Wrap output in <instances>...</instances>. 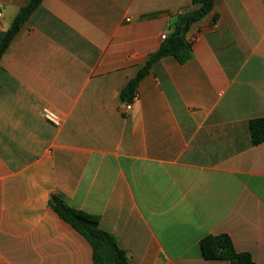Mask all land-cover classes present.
<instances>
[{
    "label": "crops",
    "instance_id": "obj_1",
    "mask_svg": "<svg viewBox=\"0 0 264 264\" xmlns=\"http://www.w3.org/2000/svg\"><path fill=\"white\" fill-rule=\"evenodd\" d=\"M29 0H0V41ZM192 0H42L0 62V264H94L52 194L99 217L130 264H233L228 235L264 264V0H215L167 56L121 92ZM62 119L47 121L43 108Z\"/></svg>",
    "mask_w": 264,
    "mask_h": 264
},
{
    "label": "trees",
    "instance_id": "obj_2",
    "mask_svg": "<svg viewBox=\"0 0 264 264\" xmlns=\"http://www.w3.org/2000/svg\"><path fill=\"white\" fill-rule=\"evenodd\" d=\"M41 1L29 0L20 9L0 41V62L18 31L28 21ZM192 1L197 6L195 9L184 10L171 17L168 36L162 40L155 52L149 54L145 65L124 87L121 92L122 102H128L132 99L140 81L150 72L156 61L167 56H173L180 63H185L193 58V45L187 39V32L195 22L209 15H212V21L216 22L218 15L213 13L215 0ZM249 129L255 145L264 142V117L250 120ZM50 205L63 220L90 242L93 248L94 264H130L128 254L120 248L116 236L100 227L98 216L71 207L56 194L51 195ZM201 245L206 258L226 259L233 264H256L249 253L238 252L231 238L226 234L209 235L202 240Z\"/></svg>",
    "mask_w": 264,
    "mask_h": 264
},
{
    "label": "built area",
    "instance_id": "obj_3",
    "mask_svg": "<svg viewBox=\"0 0 264 264\" xmlns=\"http://www.w3.org/2000/svg\"><path fill=\"white\" fill-rule=\"evenodd\" d=\"M2 16V13L0 12V17ZM168 36V33H163L161 35L162 39H165ZM139 99V93L136 91L132 97V99L128 102H124L122 105L123 112L127 113L129 110L132 109L133 103ZM42 115L43 117L49 121L50 123L54 124L55 126H60L62 123L61 117L50 108H43L42 109Z\"/></svg>",
    "mask_w": 264,
    "mask_h": 264
}]
</instances>
